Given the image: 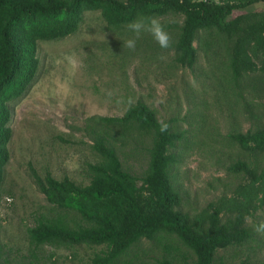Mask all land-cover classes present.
<instances>
[{"label":"trees","instance_id":"16d2710c","mask_svg":"<svg viewBox=\"0 0 264 264\" xmlns=\"http://www.w3.org/2000/svg\"><path fill=\"white\" fill-rule=\"evenodd\" d=\"M260 2L264 0H0V209L11 159L12 108L37 76L39 42L76 33L87 11H100L108 28L131 38L134 33L127 25L134 20L181 16L170 47L175 62L194 68L203 49L206 58L220 62L215 68L222 74L213 73L214 86L224 96H236L234 105L243 101L254 121L247 132L228 134L249 155L228 168L241 178L234 193L220 195L191 215L181 209L182 194L175 183L182 155L197 140L174 129L176 117L163 120L169 128L161 133L156 110L141 99L123 116L88 117L85 130L99 159L88 163L87 184L68 175L57 178L50 170L41 175L31 166L52 209L64 211L47 213L28 228L32 244L105 246L91 264H135L137 257L144 264L139 248L134 259L125 256L148 239L164 247L156 264H223L220 250L255 240L246 221L264 208V8L255 7ZM223 65L229 71L224 73ZM246 93L263 100L253 104ZM143 137H149V145ZM129 144L130 153L148 154L142 174L125 166L119 154ZM1 259L0 247L3 264Z\"/></svg>","mask_w":264,"mask_h":264},{"label":"rangeland","instance_id":"374dc122","mask_svg":"<svg viewBox=\"0 0 264 264\" xmlns=\"http://www.w3.org/2000/svg\"><path fill=\"white\" fill-rule=\"evenodd\" d=\"M257 6L264 8V2ZM158 19L173 40L177 32L174 24L180 23L182 17L171 14ZM168 24L172 26L167 27ZM129 38L108 28L100 11H87L76 33L60 40L39 42L37 76L12 108L11 159L6 167L0 209L3 264H91L94 255L105 249L86 244L31 243L28 228L38 218L56 211L64 213L52 209L32 177L31 166L41 175L50 170L57 178L68 175L87 184L88 163L99 157L86 133V119L93 115L123 116L139 99L156 110L160 121L176 117L174 129L197 140L194 147L184 152L176 171L175 184L182 194L184 212L199 213L220 195H232L240 183V175L228 168L238 159H249V155L237 142H231L228 134L236 129L245 133L254 127V121L245 113L243 101L235 106L236 96H224L214 86V77L220 73L215 67L220 62L209 60L204 50L199 49L194 68L179 66L175 50L160 48L148 33L140 36L134 51L123 48V41ZM66 54H74L79 62L74 72L66 62L57 63ZM222 71H229L226 65ZM245 96L249 101L254 99L253 104L263 100L247 93ZM129 100L133 102L129 104ZM142 140L149 145V137ZM131 148L132 144L119 148V154L125 166L142 174L148 154L146 151L132 154ZM246 222L255 240L242 247L220 250L219 263L264 264V233L254 230L264 222V208ZM156 241L142 240L130 250L132 254L125 256L126 260L134 259L139 248L144 264H156L165 254L164 247ZM134 260L139 264L138 257Z\"/></svg>","mask_w":264,"mask_h":264},{"label":"clouds","instance_id":"9594fccd","mask_svg":"<svg viewBox=\"0 0 264 264\" xmlns=\"http://www.w3.org/2000/svg\"><path fill=\"white\" fill-rule=\"evenodd\" d=\"M128 29L134 33L132 38L123 41V48L134 51L136 48L137 40L140 38L142 33H148L153 40L162 49H169L172 44L170 34L165 30L160 20L155 17H143L130 22L127 25ZM163 59V57H161ZM66 62L69 66V70L74 72L79 67V62L74 54H66L62 60H58L57 63ZM111 95V93H109ZM133 101L129 100V104ZM160 124V132L164 133L168 131L169 125L164 121H158ZM258 233H264V222L259 223L254 229Z\"/></svg>","mask_w":264,"mask_h":264}]
</instances>
